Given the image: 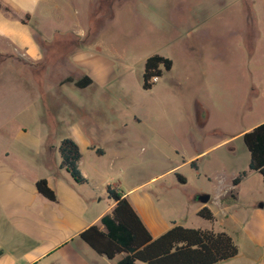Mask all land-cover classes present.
<instances>
[{
	"label": "rangeland",
	"instance_id": "1",
	"mask_svg": "<svg viewBox=\"0 0 264 264\" xmlns=\"http://www.w3.org/2000/svg\"><path fill=\"white\" fill-rule=\"evenodd\" d=\"M37 38L53 67L36 76L35 70L2 67L0 86L35 99L27 144L38 159L52 163L58 155L49 149L80 132L105 152L98 168L111 183L125 191L126 182L140 179L164 209L187 215L185 226L208 225L241 243L253 218L264 222V206L257 208L264 205V180L248 168L242 140L243 131L264 119V0H93L84 39ZM79 47L107 69L84 88L64 81L66 74L78 77L70 56ZM153 54L172 65L143 89L144 62ZM35 78L45 85L42 97ZM174 147L199 168L191 162L173 168L180 157ZM202 193L216 198L214 221L182 206Z\"/></svg>",
	"mask_w": 264,
	"mask_h": 264
},
{
	"label": "crops",
	"instance_id": "2",
	"mask_svg": "<svg viewBox=\"0 0 264 264\" xmlns=\"http://www.w3.org/2000/svg\"><path fill=\"white\" fill-rule=\"evenodd\" d=\"M0 3L10 9H0V57L5 58L0 69L14 66L29 72L35 70L36 76L48 73L53 67L45 54L48 50L43 49L37 34L48 42L63 34H70L77 40L84 39L93 0H0ZM49 25L52 27L48 28ZM86 49H75L70 56V65L78 75L74 79L91 78L89 86L103 79L101 76L107 69L100 62L94 63L95 56ZM66 77L71 75H64V79ZM25 80H22L23 84L31 92V85ZM35 81L36 91L42 97L45 85H40L36 78ZM34 100L30 96H12L0 86V264H114L122 254L107 258L79 236L93 224L104 230L100 219L114 206V201L107 197L108 186L123 193L152 238L173 224L183 225L182 220L187 215L181 217L173 210L170 213L164 209L140 179L126 182L125 191L120 182L111 183L103 169L98 168L97 159L105 152L99 153V148L80 132L70 138L80 148L78 167L86 178L85 182L77 183L64 167H60L58 148L51 146L49 149L51 154L57 152L58 155L52 163L38 159L36 149L27 144L26 121L36 116L34 108L30 115ZM173 151L180 154L173 168L197 161L193 157L185 158L177 147ZM196 167L199 168L198 162ZM178 174L186 180L183 174ZM40 178L46 179L55 193V200H49L37 191L35 182ZM197 196L188 197L182 206H191L196 217H200L197 211L203 206L214 215L212 205H215L216 198L209 194V200L201 203ZM257 208L261 207L257 205ZM262 218H253L251 225L244 227L242 242L236 243L238 253L216 264H264ZM197 228L212 229L208 225Z\"/></svg>",
	"mask_w": 264,
	"mask_h": 264
},
{
	"label": "trees",
	"instance_id": "3",
	"mask_svg": "<svg viewBox=\"0 0 264 264\" xmlns=\"http://www.w3.org/2000/svg\"><path fill=\"white\" fill-rule=\"evenodd\" d=\"M0 9L10 10L1 3ZM92 26L94 27V23ZM3 60L4 58L0 57V63ZM171 65L172 62L168 57L159 54L148 56L145 59L142 73L143 89H150L155 83L153 78L161 77L165 71L170 70ZM64 81L72 82L75 86L83 88L91 83V78L88 76L80 79L66 77ZM242 140L249 152L248 168L257 171L264 180V121L245 131L242 134ZM58 151L61 157L60 167H64L77 183L85 182L86 178L78 167L81 156L78 144L72 138L65 137L61 139ZM97 151L102 152L100 149ZM191 165L196 166L194 161ZM244 176L245 171H242L234 177L232 187L237 186ZM177 178L184 183V179L179 174ZM35 186L37 191L47 199H56L46 179H38ZM106 192L107 197L114 201V206L100 219L104 230L93 224L84 229L79 236L98 254L107 258L111 259L122 254L114 264H138V262L216 264L238 253L236 242L225 231L173 224L158 237L152 238L123 193L111 186L107 187ZM197 215L209 221L214 220L212 211L206 206L200 208Z\"/></svg>",
	"mask_w": 264,
	"mask_h": 264
},
{
	"label": "water",
	"instance_id": "4",
	"mask_svg": "<svg viewBox=\"0 0 264 264\" xmlns=\"http://www.w3.org/2000/svg\"><path fill=\"white\" fill-rule=\"evenodd\" d=\"M209 197V194L202 193L197 196V200L201 203H206L209 200ZM259 206L262 207V204H260Z\"/></svg>",
	"mask_w": 264,
	"mask_h": 264
},
{
	"label": "built area",
	"instance_id": "5",
	"mask_svg": "<svg viewBox=\"0 0 264 264\" xmlns=\"http://www.w3.org/2000/svg\"><path fill=\"white\" fill-rule=\"evenodd\" d=\"M156 79H157L156 77L153 78L154 81H155Z\"/></svg>",
	"mask_w": 264,
	"mask_h": 264
}]
</instances>
